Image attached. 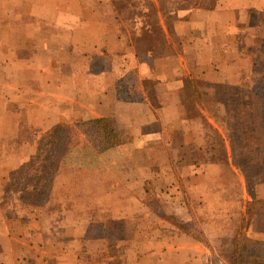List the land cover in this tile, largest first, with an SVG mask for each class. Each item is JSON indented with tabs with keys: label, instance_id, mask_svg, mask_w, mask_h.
I'll list each match as a JSON object with an SVG mask.
<instances>
[{
	"label": "crops",
	"instance_id": "crops-1",
	"mask_svg": "<svg viewBox=\"0 0 264 264\" xmlns=\"http://www.w3.org/2000/svg\"><path fill=\"white\" fill-rule=\"evenodd\" d=\"M111 1L75 0L67 22L61 0L56 19L27 25L41 30L39 38L33 33L16 40V25L1 20L0 264H97L99 257V264H144L148 255L182 252L179 231L187 242L206 246L178 224L199 222L204 237H212L224 217L231 219L222 211L212 217L209 207L224 198L238 203L241 223L224 253L244 235L264 242V184L243 174L257 169L264 175V129H258L264 128V72L254 50L248 57L232 49L231 40L225 49L220 35L228 29L237 42L241 31L253 32L254 42L264 41V0H199L171 9L169 26L161 19L133 28ZM141 12L161 18L157 3L144 4ZM229 14L235 19L226 20ZM120 88L137 99L122 100ZM239 109L249 112L253 127L248 166L237 145L238 138L248 140L242 116H235ZM99 119L113 120L124 142L102 151L71 147L49 202L24 204L11 190L10 174L34 155L42 136L58 125ZM210 132L219 141L213 146ZM228 174L238 189L226 182ZM227 188L237 189L235 197ZM164 194L169 217L147 208L162 204ZM186 203L206 206V215L179 216L178 206L188 209Z\"/></svg>",
	"mask_w": 264,
	"mask_h": 264
},
{
	"label": "rangeland",
	"instance_id": "rangeland-1",
	"mask_svg": "<svg viewBox=\"0 0 264 264\" xmlns=\"http://www.w3.org/2000/svg\"><path fill=\"white\" fill-rule=\"evenodd\" d=\"M195 2H199V0H112L109 5H113L116 6L117 8L122 9L123 11L120 12V18H122L126 23H128L127 27L129 28H133L134 25H136L137 23H149V24H157L160 23L161 19L165 22L170 21L171 19V15H170V10L173 9L174 7L178 6L180 7V5L182 4H194ZM75 0H64V4L62 7H66V12L63 14L64 20L67 22H70L72 20V9L75 7ZM152 3H157L160 11H161V18L160 17H149V16H143L141 9L142 6L147 5V6H151ZM87 4H95V3H89L87 2ZM61 5V0H48L47 2L44 0H0V23H2V18H6L7 21L4 22L8 25H16L17 29H15L14 32L15 36H16V40L20 39L21 37H31L34 34H36V37H40V33L41 30H30L27 29V25H31L30 23H33L36 21V26H38V23H40V20H42L44 17L45 19H50V20H54L56 19V17L58 16V13L55 12V7L60 6ZM81 5V4H80ZM42 6H44L45 11L42 13ZM49 7L51 10V12H46V8ZM33 9H35L33 11ZM127 11V12H125ZM35 14V16L33 15ZM142 15L143 19H138V17ZM236 15H226L225 18L226 20L230 19H235ZM249 16V17H248ZM247 19L251 21H256L259 20L260 17H258V15H248ZM168 17V18H167ZM2 20V21H1ZM35 20V21H34ZM144 20H146L147 22H145ZM147 25V24H146ZM15 27V26H13ZM17 30V31H16ZM49 31V30H48ZM47 32V31H44ZM251 33L253 32H249V33H243L241 31V34L239 36H237V42H234V39H232V34L230 32V30H225V33L223 34V31L220 32L221 38H222V42L221 43H225V49H227L228 46H230V40L235 44L234 46H232V49L238 50V51H243V53H247L248 57H250L251 55V51L254 50L253 56L256 54L259 58H260V62H259V73L260 72H264V41H260L259 43L254 42L251 39L252 35ZM14 34V33H13ZM264 36V35H262ZM261 36V37H262ZM264 40V39H263ZM164 40H163V43ZM163 51L164 54L166 51V47H163ZM219 49H222L219 48ZM223 49V50H225ZM256 49V52H255ZM221 50V51H223ZM213 52H215L216 54H219L218 51L214 50ZM169 50L167 52V54H169ZM252 56V57H253ZM258 58V59H259ZM263 79V78H262ZM260 83L259 85H261V87L264 88V83L262 80H259ZM261 101V100H260ZM213 106V105H211ZM234 112V111H233ZM240 114L243 118V123H244V135L247 136L248 140L243 141L242 139L244 138H238L239 142L237 145H239V157L241 162L245 165L248 166V163L251 162L250 158L251 155H253V153L255 152L253 150L254 148V141H251V135L253 132V127L251 126V119H250V115L249 112H247L244 109H239V111H237V113H235V116H237L239 118ZM234 115V114H232ZM260 120V119H259ZM256 128V127H255ZM259 132L261 133L262 130L264 128H262L261 126L258 127ZM257 132V129H256ZM209 139H210V143L211 145H215L217 144L218 141V137L214 134L210 132ZM264 145V143H263ZM258 156L259 160L261 159V153L260 155H256ZM245 177H247L248 179H250V181L252 183H260V184H264V175L262 176L260 173V170L257 169H248L247 173H243ZM262 177V178H261ZM226 182L230 185H235L237 187V180L233 177H231L230 174L227 175V180ZM254 183V185H256ZM257 184V185H258ZM263 186V185H261ZM254 186H252V190H253ZM238 189V187H237ZM237 189L231 190L227 188V194L226 195H232V197H235L234 194L237 193ZM162 196V195H161ZM160 196V197H161ZM152 198H154V196H151ZM182 199V198H181ZM199 198L196 197L195 194V199L194 200H198ZM211 199L213 200V196H211ZM236 199V198H234ZM151 199H149L150 201ZM163 203L162 204H155L154 206H150L148 205V210L150 212V209L153 208L154 210H156L157 212H159L160 214H163L166 217H169L170 212L172 211L171 206H170V199L168 198V196H166L164 194V198L161 200ZM152 204V200L150 201ZM184 201H180L179 203L184 204ZM220 206H210L209 208L212 210V217H217L216 215H219V211H222L221 213H226L229 216H231V219L227 220L223 219L222 223H218L216 226V229L211 230V234L212 237L206 239L203 235V231H202V226L199 222H194L193 226H195V230H193L192 232L198 237V239H201L204 243L206 244V246H204L201 243H198L197 241L195 242V244L193 243H189L186 240H184L182 238L181 232L179 231V238H178V244L180 247H182V252H178V254H175L172 252V254H167L162 256L161 259H159V257L157 256V258L155 259L154 256L150 257L148 255V257L145 259L144 264H227L225 263L224 259L221 256V253L223 251H230L231 250V240L233 239V237L238 234L241 233L240 228H241V223L239 220H236L237 216L236 213L238 212L239 207L237 206L238 203L237 202H232L231 198L227 199L224 198L222 200L219 201ZM187 204V203H186ZM188 209L186 208V206L184 205H179L178 206V213L179 216L182 217H186L191 219L192 216L195 218L196 215H198L200 218L206 215V206L203 207L201 205H196L195 207H191L192 205H188ZM164 207L165 210H162V208ZM123 208V207H122ZM195 208V209H194ZM142 209V208H141ZM187 209V211H186ZM189 210V211H188ZM131 211H132V207H131ZM133 211H138V206H136L134 208ZM152 212V211H151ZM217 219V218H216ZM192 223V222H190ZM186 224V223H185ZM148 225H149V221H148ZM191 225L190 227H186L187 230H191ZM218 226H220L221 228H218ZM170 229V228H169ZM173 231V237H174V229H172ZM184 232V231H183ZM214 233V235H213ZM171 235V233H170ZM199 241V240H198ZM186 249V250H185ZM188 251V253H186ZM191 253H193V255H191ZM90 255L86 256V263H90ZM97 257V256H95ZM103 259L102 258H98L99 263H101ZM85 262V259H84ZM97 263V262H96ZM97 263V264H99ZM113 264H122L120 261L116 260L115 262H113Z\"/></svg>",
	"mask_w": 264,
	"mask_h": 264
},
{
	"label": "trees",
	"instance_id": "trees-1",
	"mask_svg": "<svg viewBox=\"0 0 264 264\" xmlns=\"http://www.w3.org/2000/svg\"><path fill=\"white\" fill-rule=\"evenodd\" d=\"M139 19H143L142 15L137 20ZM167 24L169 26V21ZM157 38L164 40V36L157 35ZM162 45L167 48L166 44ZM118 95L126 101L137 99V95L132 96L123 88H120ZM123 136L115 122L110 119L93 120L76 125H58L42 136L34 155L10 174L11 190L19 193L22 202L26 205L44 206L51 198L55 177L71 147L94 146L99 151L107 150L124 142ZM194 222L196 221L179 223L178 228L203 242L192 232L196 228L193 226ZM190 224H192L191 230H187L186 227H190ZM232 243L231 254L221 253L225 263L264 262V242L252 240L244 235Z\"/></svg>",
	"mask_w": 264,
	"mask_h": 264
}]
</instances>
